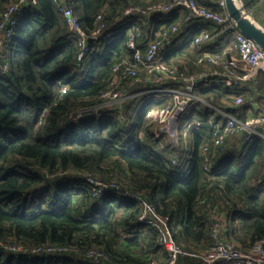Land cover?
Wrapping results in <instances>:
<instances>
[{
  "label": "trees",
  "instance_id": "16d2710c",
  "mask_svg": "<svg viewBox=\"0 0 264 264\" xmlns=\"http://www.w3.org/2000/svg\"><path fill=\"white\" fill-rule=\"evenodd\" d=\"M13 1L0 0V19ZM66 1L88 33L96 26L98 14L105 23L99 49L86 55L84 69L76 67L79 46L66 37L68 23L57 0H36L25 7L6 50V71L0 58V239L19 245L97 248L105 255L103 264L165 259L167 251L157 242V230L138 220L139 204L117 191L95 198L85 170L104 180L117 178L124 187L143 194L158 212L170 216L174 238L186 248L211 245L214 209L217 214L222 210L228 214L224 234L236 245L245 248L264 239L263 138H237L234 146L228 143L214 159L209 189L200 151L209 141V126L199 124L190 130L188 149L181 144L170 146L166 136L146 126L147 110L163 106L166 99L128 107V102L144 95L133 96L99 116H79L99 101L97 96L107 87L113 66L133 59L128 42L135 26L139 29L136 44L144 51L155 32L177 22L185 11L127 16L124 10L129 4L144 2ZM197 1L221 10L219 0ZM197 33L165 54V60L179 61ZM136 90L137 86L131 89ZM228 93L223 87L196 91L217 106L226 105ZM240 93L244 101L229 111L244 119L254 111V100L264 102V72ZM198 114L202 120V110ZM0 264L89 261L79 253L28 254L0 248ZM178 264L201 263L184 256Z\"/></svg>",
  "mask_w": 264,
  "mask_h": 264
},
{
  "label": "built area",
  "instance_id": "2783aa9c",
  "mask_svg": "<svg viewBox=\"0 0 264 264\" xmlns=\"http://www.w3.org/2000/svg\"><path fill=\"white\" fill-rule=\"evenodd\" d=\"M36 0H16L9 3L0 19V58H2V71L8 67L6 50L13 37L19 16L25 7ZM58 9L64 14L68 23L67 38H73L79 46L78 63L80 70L85 67L84 58L89 52L99 49L100 36L105 27L101 14L96 17V26L88 33L80 24L79 17L74 8L66 0H57ZM221 10H213L200 4L197 0H156L144 4H129L124 14L149 16L151 14H169L178 9L184 10L183 21L187 24L203 20L212 22L218 33L233 35L231 45L221 48L204 47L214 38V34L202 30L193 39L197 53L193 63L199 69L187 70L185 64L174 60L167 61L162 53L163 49L171 44L181 31V24L175 22L169 27L161 28L155 32L147 43L144 51L136 44L135 37L139 34L137 26L130 31L128 42L133 50L132 60H123L116 63L108 79L107 87L102 90L97 98L98 102L90 108L83 109L79 116L89 113L101 115L102 111L111 107H119L133 96L149 95L166 99L163 106L150 107L146 112V126H153L156 135L167 136L170 140L179 141L178 119L187 111L193 101L205 103L207 110L204 118H194L183 130L187 136L199 124H207L210 130L209 141H205L200 151L203 156V169L208 181L211 179L215 163L214 159L222 153L230 139L243 136L250 140L254 136L264 139V109L257 113H249L244 119H239L229 109L240 105L244 101L240 93L246 90L249 82L257 75L264 72V49L255 41L242 33L231 21L225 10V1L219 0ZM91 39L94 42L91 43ZM137 86L138 90L131 91ZM223 87L229 93L225 97V106H217L212 102L200 98L196 91L199 88ZM62 92L66 87L61 88ZM89 110H92L89 112ZM179 114V115H178ZM44 112L42 113V117ZM41 121V119H40ZM175 162V160H173ZM86 181L89 183L92 195L101 198L109 192H121L123 195L135 200L140 208L139 222L154 227L158 232L157 242L167 251V257L160 261H151L147 264H178L181 257L194 258L201 264H264V239L255 241L251 246L242 248L224 236V225L220 216L215 213L210 215V236L212 244L197 249L186 248L174 238L171 229L170 216L158 212L155 206L138 191L124 187L117 178L104 180L97 177L92 171H84ZM213 186L209 181L208 188ZM223 188V185L220 184ZM221 193V192H220ZM206 199L200 200L205 202ZM0 248L11 252L37 253H68L82 254L89 264H103L106 259L102 251L97 248L81 250L78 246L68 244L41 243L33 245H19L0 239ZM114 264H137L130 261H117Z\"/></svg>",
  "mask_w": 264,
  "mask_h": 264
},
{
  "label": "crops",
  "instance_id": "0c3cea01",
  "mask_svg": "<svg viewBox=\"0 0 264 264\" xmlns=\"http://www.w3.org/2000/svg\"><path fill=\"white\" fill-rule=\"evenodd\" d=\"M137 1L140 3L141 2L146 3V2H149L152 0H136L135 3H137ZM183 14L184 13H182V17L179 18L177 21V23L181 24V27H182L181 31H180L179 35L173 41V44H171V45H169L163 49V51H162L163 55H165L167 53H171L176 47H178L183 42H185L191 33L196 32V31H198V33L196 35H198L202 30H207V31L212 32V34H214V38L210 42H208L207 44H204V47H209V48H213V49L221 48V47L231 45V43L233 42V39H234L233 35H231V34L228 35L226 33H218L217 30L215 29V25L212 22L198 20V21H193L189 24L188 23L186 24L183 21ZM195 47L196 46L193 42H189V44L187 45L188 49L186 50V54H184L182 59H179V61H177V62H181V63L185 64L187 70H189V71H197L199 69L193 63L194 57L197 53V48H195ZM252 108L254 109V111L264 109V102H257L256 100H254L252 102ZM254 111H249V113H256ZM237 138L242 140L243 136L240 135V136H236V137L231 138L229 141V145L231 144V146H234L236 144V141H238ZM234 141H235V143H234ZM218 215L220 216V220L222 221V223L224 225V229H225L226 221L228 220V214H227V216L223 215V211H221Z\"/></svg>",
  "mask_w": 264,
  "mask_h": 264
},
{
  "label": "water",
  "instance_id": "95a60500",
  "mask_svg": "<svg viewBox=\"0 0 264 264\" xmlns=\"http://www.w3.org/2000/svg\"><path fill=\"white\" fill-rule=\"evenodd\" d=\"M225 10L234 25L245 35L252 38L255 43L264 49V23L261 22L254 12L253 6L261 0H224ZM92 110H89L91 112ZM179 115V114H178ZM245 135V132L243 136Z\"/></svg>",
  "mask_w": 264,
  "mask_h": 264
},
{
  "label": "rangeland",
  "instance_id": "374dc122",
  "mask_svg": "<svg viewBox=\"0 0 264 264\" xmlns=\"http://www.w3.org/2000/svg\"><path fill=\"white\" fill-rule=\"evenodd\" d=\"M133 2V0H131ZM250 1H254V0H250ZM257 1V0H256ZM252 12H254L256 14V17L264 23V0H261L260 3H258L255 6H253L252 8ZM183 56L181 58H177L178 60L179 59H182ZM145 96V95H144ZM141 96L139 97L137 100L133 101V102H128L127 105L128 107L131 106V104L133 106H135L134 104L138 103L139 105L143 104L145 101H149L150 103L153 102V100L151 99H155V100H158L159 98L157 96ZM148 98V100H147ZM158 98V99H157ZM211 102V101H210ZM131 103V104H130ZM214 105L216 104L215 102L213 103ZM130 105V106H129ZM198 110H202L203 112V115L205 113V111L207 110V105L205 103H200L198 101H193L189 108L187 109V111L183 112L180 116H179V119H178V136H179V141L177 142L176 140H170L167 136H166V140L167 142L169 143L170 146L172 147H175V148H178L179 145L181 144V146H185V148H189V145H190V136L189 134L187 136H184L183 135V130L184 128L187 126V124L189 122H194V118L195 116L198 117ZM194 111H195V114H194ZM161 136H163V134H161ZM165 136V135H164ZM87 171V170H85ZM220 205V204H219ZM221 210V209H220ZM223 211V215H226L227 216V213L226 211L222 210ZM216 213V212H215ZM224 236L226 237V235L224 234ZM183 245V243H180ZM212 244V243H211ZM199 248H204V247H201V246H197ZM195 246H192V249H194ZM197 249V248H195Z\"/></svg>",
  "mask_w": 264,
  "mask_h": 264
}]
</instances>
